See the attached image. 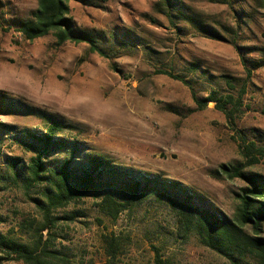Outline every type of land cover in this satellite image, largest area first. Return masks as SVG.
I'll return each instance as SVG.
<instances>
[{
  "label": "rangeland",
  "instance_id": "rangeland-1",
  "mask_svg": "<svg viewBox=\"0 0 264 264\" xmlns=\"http://www.w3.org/2000/svg\"><path fill=\"white\" fill-rule=\"evenodd\" d=\"M256 1L69 2L75 28L95 38L99 54L84 43L56 46L51 34L26 42L18 24L36 0H0V234L31 242L29 229L42 222L35 201L44 202L46 186L30 184L22 171L15 176L9 164L30 165L36 151L25 136L43 133L49 120L70 127L63 136L81 146L76 161L98 157L132 176L160 178L232 219L246 185L226 178L220 166L264 179V158L251 165L258 154L245 153L250 142L264 149V66L251 69L264 62V8ZM176 77L197 98L214 93L229 118L212 102L193 111L191 91ZM49 159L56 164L65 155ZM102 195L52 211L54 218L73 217L59 220L53 233L74 263L108 264L101 236L114 234L122 245L114 264H152L154 249L171 264H232L180 230L177 213L155 196L112 220L98 209ZM234 256L238 264H258L250 254Z\"/></svg>",
  "mask_w": 264,
  "mask_h": 264
},
{
  "label": "trees",
  "instance_id": "trees-1",
  "mask_svg": "<svg viewBox=\"0 0 264 264\" xmlns=\"http://www.w3.org/2000/svg\"><path fill=\"white\" fill-rule=\"evenodd\" d=\"M74 0H36V8L30 17L18 24V32L26 42L52 35L56 46L65 43L87 44L90 52L102 54L95 44V38L90 34L77 30L69 16V2ZM213 4H226L228 0H208ZM264 8V0L256 1ZM199 31L214 37L203 25L195 26ZM240 50V48H237ZM108 58V57H106ZM243 62H248L242 57ZM251 63V62H250ZM264 66L260 61L251 67L257 70ZM192 71H195L192 69ZM249 74L250 71L247 70ZM163 74V73H161ZM191 91V97L196 105L193 111L202 110L208 103L215 104V108L229 118L227 104H220L211 93L206 98H197L189 82L176 77ZM233 100V99H232ZM192 112V111H191ZM46 129L39 135L27 133L29 146L36 151L30 165L17 169V160H11L9 167L18 176V172H25L29 183L44 184L46 189L42 194L44 202H37V209L42 214V222L32 232V241H13L0 234V252L2 261L20 262L22 264H78L74 263L75 256L69 252L53 231L57 229L59 220L72 221L73 217H52V211L63 208L72 201H78L90 195L103 194L98 204L99 211L114 220L133 202L142 198L155 196L164 201L177 213L178 226L184 233H195L204 247L227 257L232 264H238L234 255L250 254L258 264H264V179L258 176H248L236 167L220 166L221 174L228 179H240L245 187L236 195L237 207L232 219L219 210L202 207L197 198L182 190L176 184L162 181L160 178L132 176L125 170L116 168L98 157L76 161L80 152L77 142L69 143L64 133L70 127L57 121L49 120ZM254 139H262L261 135H254ZM255 151L257 157L251 158V165L264 158V149L250 142L245 147V153ZM55 152H63L65 159L53 163L49 156ZM114 191V192H113ZM120 202H123L122 204ZM249 229L251 234L245 232ZM45 233V234H44ZM104 255L108 264L120 260L122 245L114 234L101 236ZM81 257V261L84 259ZM152 264H171L154 249Z\"/></svg>",
  "mask_w": 264,
  "mask_h": 264
}]
</instances>
